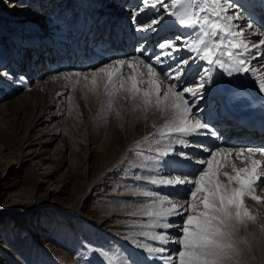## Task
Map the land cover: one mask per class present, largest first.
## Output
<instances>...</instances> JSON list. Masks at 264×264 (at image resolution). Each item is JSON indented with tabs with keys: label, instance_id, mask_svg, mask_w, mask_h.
Listing matches in <instances>:
<instances>
[{
	"label": "bare ground",
	"instance_id": "1",
	"mask_svg": "<svg viewBox=\"0 0 264 264\" xmlns=\"http://www.w3.org/2000/svg\"><path fill=\"white\" fill-rule=\"evenodd\" d=\"M90 1L108 8L100 10L103 13H98L100 11ZM106 1L62 0L65 6L73 4L77 8L75 13L78 18L64 24V6L61 7L64 15L59 19L57 15L56 24L42 13L38 14L37 19L32 18L33 0H29L31 5L16 4V10L14 6L7 10L9 2L0 0L1 34H9L4 37L11 42L10 46L16 42L22 47L31 46L33 57L42 58V54L38 52L41 48L37 49V46L25 40L20 29L30 26L41 34L46 33L49 38V29L47 28V32H44L45 28L40 29L42 21L49 24V28L60 31L61 41L68 40L67 43L72 44L70 42L73 40L75 46L80 35V15L84 17L86 8L95 11L98 20L106 14H116V21L121 22L123 27L116 47L109 49L106 46L105 49L104 44H101L102 49H105L104 54L85 53L80 59L74 57L70 66L64 61V56H61L62 59H57V62H61L58 67L56 65L50 70L47 67L41 68L42 75H49L44 82L38 80V87L35 88L38 90L35 93L40 94L42 103L45 104L41 111L42 117L38 114L39 120L48 112L54 117L57 110L55 108L62 107L69 96L88 93L80 91L85 86L87 88V84H101V104L106 112L112 109L114 99H122L129 104L125 118H135L131 114L135 112L131 107H141L136 109L140 112V118L138 127L134 130L135 137L125 139L124 130L116 125L109 133V142L100 140L104 145L118 146L117 152L114 151L112 156H117L120 149L121 152L115 161H111L99 172L87 188L97 186L109 170H115L119 164L131 158L133 150L143 149L146 142L152 141L150 137L162 136L160 146L166 156L159 155L157 161L149 165L124 163L127 168L138 169L140 172L150 171L151 175L143 177L148 182L153 181L155 193H165L167 199L159 200L168 205L163 213L159 212V217L164 221L160 224L157 221V226H163L160 230L170 228L172 222H182L180 216L193 210V204L197 205L199 196L206 192L208 186L216 188V199L219 200V193L222 194L221 205L218 206L215 199L212 207L216 209L222 206L223 215L232 218L227 223L228 230H242L244 224L241 218L247 220L253 217L249 214V207L253 206L250 202L258 201L260 210L264 211V188L260 192L264 185V146L258 148L250 146L248 142H236L237 136L232 132L227 133L228 123L222 120L228 115L246 114L250 119H258L264 114V28L254 26L251 16L240 7L247 0H122L117 10H114L111 3L106 5ZM241 13H244L245 19ZM22 17L25 18L21 19ZM88 19L91 21L94 18ZM9 24L12 27L6 30ZM164 43L168 46L167 50L162 49ZM56 46L45 47L42 51L48 55L53 54ZM14 47L12 45L13 49L9 51L11 57ZM19 52L22 57V51ZM184 60L185 63L181 64ZM16 63L18 65L19 62ZM52 64L48 63L47 66ZM27 67L28 63L25 64V69L16 68L14 78L9 76L11 79L0 81L1 98H11L19 92L16 88L19 87L18 84L24 86L27 83L26 75L34 77ZM0 75L6 76L3 72ZM42 89L48 90L47 95L44 91H39ZM47 118L48 116L43 120ZM143 155L148 157L145 151ZM230 164H233V169L232 166L227 167ZM226 167H231L232 170L228 171ZM164 173L167 176H163ZM130 178L132 177L129 176ZM142 182L146 184L143 179ZM149 196L146 194V197ZM178 198L188 200L184 204ZM82 201L83 197L76 207L65 211L56 210L76 217ZM50 208L55 210L53 206ZM3 212L8 216H13L14 213L9 207ZM146 212H137L142 213V216L139 214L141 220ZM18 221L21 223L23 219ZM251 222L254 223L255 219ZM100 225L107 229L112 227L107 226L106 222ZM141 233L145 234L140 231L134 241ZM156 240L151 239L152 242ZM244 242L250 246L246 238ZM160 245L164 246V243ZM127 254L133 260L146 264H180L182 260L181 253L176 256L162 253L158 256V251L153 246L131 248ZM104 259L109 263L113 262L107 256Z\"/></svg>",
	"mask_w": 264,
	"mask_h": 264
},
{
	"label": "rangeland",
	"instance_id": "2",
	"mask_svg": "<svg viewBox=\"0 0 264 264\" xmlns=\"http://www.w3.org/2000/svg\"><path fill=\"white\" fill-rule=\"evenodd\" d=\"M5 1L9 2L7 10L16 4L31 5L29 0ZM112 2L113 0H107L106 5ZM90 4L98 11L108 8L103 5L95 6L92 1ZM64 6L62 0H33L32 18L37 19L38 14L42 13L58 24L57 20L64 15L61 12V7ZM73 6H65L64 24L73 21L71 16L77 10ZM241 14L245 19L244 13ZM43 22L45 21L40 23V29L45 28L44 32H47L48 28L47 34L51 35L49 38L46 33L41 34L30 26L20 29L25 40L37 46V49L41 48L38 52L42 54V58L33 57L31 48V66L29 62H22L27 56L23 53L22 60L11 70L8 62L12 61L9 56L12 44L10 46L11 42L7 38L6 44L0 46V73L6 75H0V81L11 79L10 75L14 78L15 69H25L27 63V69L34 74V77L26 75L27 83L24 86H15L19 92L13 97L1 98L0 95V264H146L133 260L127 254L131 248L139 246H153L158 251V256L162 253L172 256L181 253L180 264H264V211L260 210L256 200L250 202L253 206L249 207L250 217H253L248 221L241 218L244 224L242 230L229 231L227 223L232 218L223 215L222 206L216 209L212 207L217 190L208 186L206 192L199 196L197 205L193 204V210L180 216L182 222H172L170 228L160 230L163 226H157V221L159 224L164 221L159 217V212L163 213L168 206L164 201V204L160 202L167 199L165 193H155L153 181L148 182L143 177L151 175L150 171L140 172L138 169L127 168L124 163L149 165L157 161L159 155L166 156L160 146L162 136L153 137L154 139L150 137L152 141L146 142L143 149L133 150L131 158L119 164L115 170H109L97 186L87 188L99 172L111 161H115L121 152L120 149L117 156H112L118 146L104 145L100 140H108L111 129L116 125L124 130L125 139L135 137L134 130L137 129L140 118V112L136 109L141 107H131L135 111L131 113L135 118L128 120L125 112L129 104L122 99H114L112 109L106 112L101 104V84H87L88 89L85 86L80 91L88 93L69 96L62 107L55 108L57 110L54 117L48 112L43 116V119L48 116L46 120H39L38 114L42 117L41 111L45 104L42 103L40 94L35 93V88L39 81L44 82L49 75L41 74V68H48V54L42 50L69 42L61 41L60 31L49 28V24ZM252 24L257 25L255 22ZM7 26L6 30L12 24ZM1 33L0 18V37L9 35ZM53 41L55 43L50 44ZM70 43H74L73 40ZM26 46L28 45H24V48ZM39 91H44L45 95L48 92L47 89ZM143 150L148 157L150 155V159L143 155ZM232 169L227 168L228 171ZM162 175L167 176V173ZM129 176L133 179H129ZM262 188L264 185L260 192ZM146 194L151 198L146 197ZM220 195L222 194L219 193V200L216 199L218 206L221 205ZM82 197L83 204L76 217L60 212L76 207ZM151 199L157 203H152ZM178 200H183L185 204L188 199ZM52 206L55 210H51ZM188 206L189 204L186 205ZM8 207L14 211L13 216L4 214L3 211ZM139 211H147L143 220L139 215L142 216V213H137ZM17 217L23 221L19 223ZM252 219H255L254 223L251 222ZM102 222L112 227L104 228L100 225ZM140 231L145 234L141 233L134 241ZM245 238L250 246L245 244ZM151 239L157 240L152 242ZM162 243L164 246L160 245ZM104 256L113 262H107ZM177 259L178 257L175 260Z\"/></svg>",
	"mask_w": 264,
	"mask_h": 264
}]
</instances>
